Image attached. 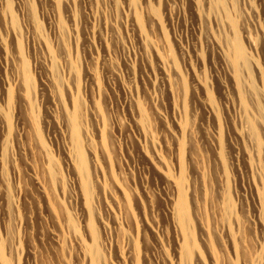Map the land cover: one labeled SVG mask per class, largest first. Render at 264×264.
Wrapping results in <instances>:
<instances>
[{
    "label": "rangeland",
    "instance_id": "rangeland-1",
    "mask_svg": "<svg viewBox=\"0 0 264 264\" xmlns=\"http://www.w3.org/2000/svg\"><path fill=\"white\" fill-rule=\"evenodd\" d=\"M0 264H264V0H0Z\"/></svg>",
    "mask_w": 264,
    "mask_h": 264
},
{
    "label": "bare ground",
    "instance_id": "bare-ground-1",
    "mask_svg": "<svg viewBox=\"0 0 264 264\" xmlns=\"http://www.w3.org/2000/svg\"><path fill=\"white\" fill-rule=\"evenodd\" d=\"M82 157V156H81ZM83 169H84V167H83Z\"/></svg>",
    "mask_w": 264,
    "mask_h": 264
}]
</instances>
